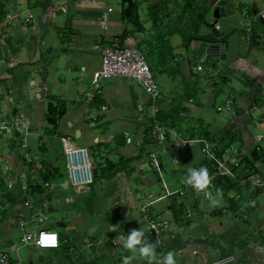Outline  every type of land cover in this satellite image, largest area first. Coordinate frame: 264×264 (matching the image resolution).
<instances>
[{"label": "crops", "instance_id": "0c3cea01", "mask_svg": "<svg viewBox=\"0 0 264 264\" xmlns=\"http://www.w3.org/2000/svg\"><path fill=\"white\" fill-rule=\"evenodd\" d=\"M205 1L197 0L182 13L184 0H134L137 22L130 23L122 18V0H0V116L11 121L23 115L30 126L25 147L17 130L0 131V253L11 263L122 264L124 256L132 255L122 244L87 248L85 240L126 237L143 228L145 242L154 243L146 237L152 218L170 223L162 245H156L158 257L171 251L177 264H205L235 254V264H264V189L251 190L249 179L260 165L250 152L258 147V156L264 155V19L258 15L264 0H207L202 14ZM215 8L224 59L206 51L215 42L209 27ZM249 29L263 35L252 46L245 39ZM191 36L197 39L188 42ZM116 41L142 51L163 77L156 104L133 80L101 81L99 93L92 88L101 50ZM202 63L209 73L202 74ZM37 77L42 78L39 96L30 93ZM222 94L226 96L218 102ZM226 100L232 101L231 113L218 112ZM50 102L64 110L55 128L47 121ZM154 121L188 138L222 139L219 145L231 149L233 159L252 167L249 175L234 169L232 186L216 188L237 192L235 202L228 199L225 220L217 217L220 207L207 209L210 201L204 194L183 187L189 168L204 167L197 147L175 152L170 137L159 152L160 170L150 169L145 151ZM62 137L86 148L97 165L99 177L83 192L66 178L52 183L60 172L55 144L60 143L63 155ZM233 140L237 146L228 145ZM22 185L28 188L25 196ZM23 201L32 208H24ZM48 211L60 220L58 228L72 233L70 246L50 228ZM35 212L45 214L42 224L29 221ZM209 212L210 222L204 219ZM20 217L29 221L30 231L56 232L59 247L23 246Z\"/></svg>", "mask_w": 264, "mask_h": 264}, {"label": "built area", "instance_id": "2783aa9c", "mask_svg": "<svg viewBox=\"0 0 264 264\" xmlns=\"http://www.w3.org/2000/svg\"><path fill=\"white\" fill-rule=\"evenodd\" d=\"M260 19H264V8L258 13ZM31 19L27 17L25 23H29ZM218 29V26H216ZM252 37L262 38V33L257 32L255 36L251 33V30H247L245 39L249 42ZM197 70H201V66L197 67ZM123 78L127 80H133L142 89L144 94L148 97L150 102L156 104L160 99V90L154 81L153 75L147 64L145 55L142 51L136 47L122 46L117 41L112 47H105L101 50V59L99 67L93 71L91 77L92 88L95 92L99 93L96 89L99 82L112 79ZM46 91V88L41 89ZM93 93L88 94L87 100H91ZM232 101L226 100L224 105L217 108L218 112L231 113ZM105 109V108H104ZM2 130H17L21 134V145L25 147L26 136L30 134V126L23 115L14 116L9 121L8 118L3 119L0 116V131ZM150 144L146 149V153L149 158V167L153 171H159L161 164L159 160V152L164 145L168 142V138L171 137V147L175 152L189 149L191 147H197L201 157L202 163H206L216 170L218 176L231 179L235 178L236 174L234 169H241L244 175L251 173L252 167L242 164L241 159L232 158V150L221 147L216 140L209 138H188L182 133L175 130H167L154 121L149 128ZM258 139H262L261 136ZM64 155V169L66 173L67 183L78 193L83 192L94 183L99 177L98 168L95 160L90 155L86 148L77 146L69 138H60ZM31 162V159H27ZM264 166V163H263ZM39 168V167H38ZM201 168V167H200ZM94 169L97 170L95 177ZM199 169V168H198ZM212 177V191L217 192L214 184V176ZM252 179L251 184L257 188H264V177H256L254 175L249 176ZM12 185H9L11 187ZM46 186H49L46 184ZM184 188L190 189L194 194H203L195 191L191 186L184 182ZM23 196L28 192L26 185H22L20 188ZM180 195H184V190H181ZM24 208H32V204L29 201H23ZM46 220V216L42 212H35L29 219L30 222L42 224ZM28 220L24 217H20L18 221L19 230L21 233V243L26 247H33L36 249H56L60 245L59 236L56 232L49 229H40L37 231H30L27 229ZM170 223L163 219L149 218L147 221L146 237L152 240L156 245H162L163 234L169 227ZM41 233H55L58 236V243L55 247L41 246L37 243L40 239ZM123 236L118 234L112 238L105 239L103 236H98L95 239H86L85 245L87 248H91L95 245L108 243L111 247H119L122 242L114 240L116 237ZM239 260L238 256L234 254H226L218 257L217 259L207 262L205 264H234ZM0 264H13L10 262L8 256L4 253H0Z\"/></svg>", "mask_w": 264, "mask_h": 264}, {"label": "clouds", "instance_id": "9594fccd", "mask_svg": "<svg viewBox=\"0 0 264 264\" xmlns=\"http://www.w3.org/2000/svg\"><path fill=\"white\" fill-rule=\"evenodd\" d=\"M185 183L191 186L195 191L203 193L204 196L213 204L218 203L217 195H222L219 191L214 195L211 185L212 177L206 167L189 168ZM114 240L122 242L124 249H127L132 255L124 256L122 264H133V261L141 259L147 264H177L174 252H168L162 256L157 255L156 243L145 242V231L141 229H132L126 237H116ZM41 246L55 247L58 243V236L55 233H41L37 241Z\"/></svg>", "mask_w": 264, "mask_h": 264}, {"label": "rangeland", "instance_id": "374dc122", "mask_svg": "<svg viewBox=\"0 0 264 264\" xmlns=\"http://www.w3.org/2000/svg\"><path fill=\"white\" fill-rule=\"evenodd\" d=\"M204 3V2H203ZM205 5V4H204ZM204 5H202V7L204 6ZM199 15V14H198ZM145 58H146V61H147V64H148V66H149V68H150V71H151V73H152V75H153V78H154V81L156 82V84H157V86H158V88H159V90L161 89V85H163L164 84V79H163V77H161L160 76V74H159V72H158V70H157V68L156 67H153V65L150 63V61H149V59H148V57L145 55ZM202 65L205 67V71L202 73V74H205V73H209L210 71H211V69L210 68H208V66H207V63L206 64H203L202 63ZM161 82V83H160ZM184 83H185V85H189L191 88H193L194 86V84L193 83H188V81L187 80H185L184 81ZM161 92V91H160ZM226 95H223L222 94V96L221 97H219V99H218V102L221 100V99H224V97H225ZM49 132H51V129H49L48 130V133ZM52 138V137H51ZM254 139H255V141H257V136H256V134L254 135ZM55 141V140H54ZM237 141L236 140H233V141H230V143H229V145H232L233 146V144L232 143H236ZM61 145H60V143L57 141L56 142V144H55V149H56V154H57V158H59V160L60 161H58L57 162V164H59L60 165V172H59V175L58 176H55L54 177V179L52 180V183L53 184H55V182H58V181H60L61 179H64V178H66V173H65V169H64V159H63V155H62V152H61V147H60ZM234 146H237V144H235ZM90 152L91 153H94L95 152V149H94V147L92 148V150H90ZM245 159H247L248 161H251V159H250V157L249 156H245L244 157ZM98 162V161H97ZM251 163H253L252 161H251ZM256 163V162H255ZM255 163H253V164H255ZM252 174L254 175V176H256V177H260V178H263L264 177V166L263 165H259L257 168H254V170L252 171ZM251 182H252V179L250 180V185H251V190L252 189H255V187H253L252 186V184H251ZM264 189V188H263ZM220 193H222V195H217L216 196V199L218 200V203H216V204H213L211 201H210V204L207 206V209H211L212 207H213V205L214 206H217V207H220V209L221 208H223V210H220L219 209V211H217L216 213L218 214V218L221 220V221H223V220H225L226 219V217H229V215L226 213L227 211H226V206H227V204L229 203V200L228 199H233L234 201H236L237 200V196L235 195V193H237V192H233V193H230V192H224V191H222V192H220ZM233 194V197H231V198H229V196H231ZM204 204L205 203H202V207L201 208H203L204 209ZM225 208V209H224ZM208 211V210H207ZM46 215H47V218H48V221H47V223H49L50 224V228L51 229H53V230H55V231H57V233L59 234V236L63 239V243L66 245V246H70L72 243H71V232H70V230L68 229V228H58L57 226H56V224H57V222L58 221H60V220H57V218H56V215H55V213L54 212H50V211H48V212H46ZM204 219L206 220V221H208V222H210V220L212 219V213L211 212H209L208 214H206L205 216H204ZM46 251H48V250H41V252H46ZM235 255V254H234ZM235 256H238V255H235ZM235 264V263H234Z\"/></svg>", "mask_w": 264, "mask_h": 264}, {"label": "trees", "instance_id": "16d2710c", "mask_svg": "<svg viewBox=\"0 0 264 264\" xmlns=\"http://www.w3.org/2000/svg\"><path fill=\"white\" fill-rule=\"evenodd\" d=\"M161 1L162 2H170L171 0H161ZM122 3L124 5V7L122 9V18L127 20V21H129L130 23H136L137 22V14H136V10L137 9H136V3L134 2V0H122ZM196 4H197V0H184V7L182 8L184 12L182 11V13H185V10H188L190 8H194V6H196ZM203 4H205V5H204V7L201 8V13L202 14H204L208 10V6H207L208 2H207V0ZM196 12H198V11H196ZM179 19H178L177 22L178 23H182V19H183L182 15L180 16ZM193 28H194V25H193ZM196 28H197V26H195L194 31L196 30ZM251 33L253 34V30H251ZM193 39H197V38H195L194 36H191V37H189V41L188 42H190ZM254 39L255 38L251 36V39L249 41V44L251 46L253 45ZM199 40L200 41H204V42H210L208 39H205V38H199ZM211 41L220 42V41H223V40L213 39ZM63 111H64L63 107H59L57 105H53L51 102L48 103V105H47V121H48V124L51 125L53 128H55L57 121L63 115ZM216 140L219 142V144L224 142V140H222V139H216ZM203 166L207 167L208 170L210 169L209 170L210 173H213L214 171H216L213 167H211L209 165V163L208 164L203 163ZM214 184H215L216 188H219L218 186H221L223 188H230L232 186V183L230 182L229 179L221 177V176H218L217 174H215V177H214ZM234 202L231 205V207L233 209L236 208V206H237V204L234 203Z\"/></svg>", "mask_w": 264, "mask_h": 264}, {"label": "water", "instance_id": "95a60500", "mask_svg": "<svg viewBox=\"0 0 264 264\" xmlns=\"http://www.w3.org/2000/svg\"><path fill=\"white\" fill-rule=\"evenodd\" d=\"M213 16H214L215 20H214V22H212V24L209 25V27L211 28V31L213 32L214 39H220L221 34L218 33L217 29H216V23H217V19H218V8L214 9ZM206 51L210 55L211 54L215 55V57L217 59H219L218 58L219 56L221 57V59H224L225 45H224V43L211 42V43H209ZM41 82H42V78H40V77L35 78V80L33 81V89L30 92L32 95H38V96L40 95V84H41ZM258 150H259V148L256 147L250 152L253 162H257L256 166H258L259 164L263 165V163H264V155L262 156V158H260L258 156ZM55 171H56V169H55ZM94 174H95V177H97L96 176V174H97L96 169H94ZM57 226H60V225L57 224Z\"/></svg>", "mask_w": 264, "mask_h": 264}]
</instances>
